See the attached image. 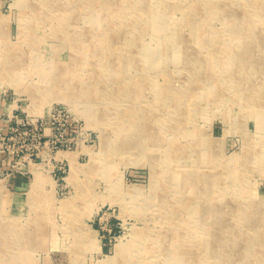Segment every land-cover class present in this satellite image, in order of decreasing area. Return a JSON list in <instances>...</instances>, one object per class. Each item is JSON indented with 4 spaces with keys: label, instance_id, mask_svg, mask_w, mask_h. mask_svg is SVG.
<instances>
[{
    "label": "rangeland",
    "instance_id": "obj_1",
    "mask_svg": "<svg viewBox=\"0 0 264 264\" xmlns=\"http://www.w3.org/2000/svg\"><path fill=\"white\" fill-rule=\"evenodd\" d=\"M39 1L0 0V264H263L264 0Z\"/></svg>",
    "mask_w": 264,
    "mask_h": 264
},
{
    "label": "bare ground",
    "instance_id": "obj_2",
    "mask_svg": "<svg viewBox=\"0 0 264 264\" xmlns=\"http://www.w3.org/2000/svg\"><path fill=\"white\" fill-rule=\"evenodd\" d=\"M76 1V0H75ZM256 1V0H255ZM41 4L43 3V4H49V0H40L39 1ZM51 3V2H50ZM62 2H60V4H61ZM26 4V3H25ZM61 6V5H60ZM263 9V8H262ZM93 11V10H92ZM109 11V10H108ZM89 15V14H88ZM259 15L260 16H264V10H262V11H260L259 12ZM82 16V15H81ZM68 17H69V14H66L65 16H64V20H66L65 21V24H64V26L67 24V19H68ZM88 17V16H87ZM71 25H72V23H71ZM158 25V24H157ZM37 27V26H36ZM67 28V27H66ZM58 30V32H59V29H57ZM66 30V29H65ZM68 30V29H67ZM158 30V29H157ZM53 31V30H52ZM62 31V30H61ZM64 31V30H63ZM54 32V31H53ZM54 36H55V34H54ZM33 38V37H32ZM54 38V37H53ZM30 39V38H29ZM71 39V38H70ZM69 39V40H70ZM31 40V39H30ZM68 42V41H67ZM254 42V41H253ZM120 45V44H119ZM87 47H89V46H87ZM18 49V48H17ZM155 49V48H154ZM86 50V49H85ZM82 51V50H81ZM108 51V50H107ZM22 52V51H21ZM37 52V51H36ZM23 53V52H22ZM90 53V52H89ZM105 53H107V52H105ZM26 55V54H25ZM7 56H9L8 55V53L7 54H2V55H0V59L1 58H6ZM34 57V56H33ZM115 57V56H114ZM106 58V57H105ZM113 58V57H112ZM5 61H2V59L0 60V64H2V66L0 65V68H3L4 67V63H6L7 61H8V64H9V58H7V59H4ZM11 62V61H10ZM38 62H39V60H38ZM67 63V62H66ZM40 65V64H39ZM42 65V64H41ZM103 65V64H102ZM106 65H108L107 63H106ZM6 66V65H5ZM43 66V65H42ZM54 66V65H53ZM74 66V65H73ZM21 67V66H20ZM61 67V66H60ZM110 67V66H109ZM37 68V67H36ZM45 68V67H44ZM6 69V68H5ZM13 70H14V68H12ZM32 69V68H31ZM60 69V68H59ZM120 69H122V68H120ZM33 70V69H32ZM43 71V70H42ZM46 71V70H45ZM48 71V70H47ZM62 72V71H61ZM4 73V72H3ZM2 73V74H3ZM34 73V72H33ZM63 73V72H62ZM9 74V73H8ZM47 74V73H46ZM97 74V73H96ZM95 74V75H96ZM1 75V74H0ZM7 75V74H6ZM113 76V75H112ZM10 77V76H9ZM8 77V78H9ZM36 77H38V76H36ZM43 78V77H42ZM47 78L50 80V78H49V76H47ZM46 78V79H47ZM51 81V80H50ZM52 82V81H51ZM90 82V81H89ZM67 86H69L68 84H67ZM16 87V86H15ZM61 88V87H60ZM133 88V87H132ZM51 89V88H50ZM131 89V88H130ZM51 91V90H50ZM162 91V90H161ZM134 93V92H133ZM135 94V93H134ZM126 115V114H125ZM127 116V115H126ZM130 116H131V114H130ZM255 117V116H254ZM126 121H127V119H126ZM127 128V127H126ZM123 130V129H122ZM134 132V131H133ZM124 135V134H123ZM132 135V134H131ZM104 137V136H103ZM132 138V137H131ZM124 139V138H123ZM207 139V138H206ZM205 139V140H206ZM246 139V138H245ZM111 149V148H110ZM115 149V148H114ZM202 151V150H201ZM243 151V150H242ZM204 152V151H203ZM62 153H60V155H61ZM201 154V153H200ZM202 155V154H201ZM209 155V154H208ZM203 157V156H202ZM208 157V156H207ZM211 158V157H210ZM208 159V158H207ZM175 160V159H174ZM180 161V160H179ZM203 161V160H202ZM69 164L71 165V169L74 167V166H76L75 165V162H74V160L72 159V157L71 158H69ZM178 165H180V164H178ZM181 165H184V164H181ZM186 166V165H185ZM182 168V167H181ZM180 168V169H181ZM177 169V168H176ZM75 170V169H74ZM191 170V169H190ZM177 171H179V170H177ZM193 173V172H192ZM182 175V174H181ZM235 177V176H234ZM188 178V177H187ZM180 179H181V177H180ZM183 179H185V178H182V180ZM189 180H190V178H189ZM189 180H187V181H189ZM192 180V179H191ZM220 180V179H219ZM44 181H43V177L40 175V174H35L34 175V179H33V181H32V184H31V186H34V188L36 187H38V188H40V186L42 185V183H43ZM45 183V182H44ZM183 183V182H182ZM52 185V184H51ZM210 185V184H209ZM185 187H186V185H185ZM37 188V189H38ZM211 188H212V185H211ZM186 189V188H185ZM247 189V188H246ZM192 190V189H191ZM34 191V190H33ZM186 191V190H185ZM213 191V190H212ZM243 192V191H242ZM48 194V193H47ZM190 194V193H189ZM217 195V194H216ZM18 196H19V194H18ZM17 196H13V198H12V200L13 199H17L16 198ZM189 198V197H188ZM187 198V199H188ZM190 199V198H189ZM206 200V199H205ZM214 200V199H213ZM15 201V200H14ZM184 201H189V200H184ZM191 201V200H190ZM212 203V202H211ZM190 205V204H189ZM224 207V206H223ZM250 207V206H249ZM64 208H65V206H64ZM190 210V209H189ZM249 210H251V209H249ZM247 213V212H246ZM240 215V214H239ZM260 215V214H259ZM258 215V216H259ZM250 217H251V215H250ZM263 217V216H262ZM241 218V217H240ZM264 218V217H263ZM249 219V218H248ZM242 220H243V218H242ZM262 221V220H261ZM207 222V221H206ZM263 222V221H262ZM209 223V222H208ZM258 223V222H257ZM261 224V223H260ZM256 225V224H255ZM254 225V226H255ZM258 225V224H257ZM209 226V225H208ZM24 227V226H23ZM209 227H211V226H209ZM182 228V227H181ZM261 228V227H260ZM264 228V227H263ZM20 229V228H19ZM26 229V228H25ZM210 229H212V228H210ZM1 230V229H0ZM89 231V230H88ZM176 231V230H175ZM249 231V230H248ZM247 232V231H246ZM260 232V231H259ZM133 233V232H132ZM136 233V232H135ZM212 233V232H211ZM256 233V232H255ZM174 234V233H173ZM172 234V235H173ZM219 234H221V232L219 231ZM226 234V233H225ZM2 235V234H1ZM140 235V234H139ZM171 235V236H172ZM175 235V234H174ZM210 235V234H209ZM242 235V234H241ZM257 235H259V233L257 234ZM168 236V235H167ZM211 236V235H210ZM226 236V235H225ZM144 237V236H143ZM146 237V236H145ZM247 237V236H246ZM254 237V236H253ZM91 238V237H90ZM136 238V237H135ZM163 239V238H162ZM138 240V239H137ZM139 240H140V238H139ZM145 240V239H144ZM148 240V239H147ZM157 240V239H156ZM172 240V239H171ZM216 240H218V239H216ZM243 240V239H242ZM218 241H221V240H218ZM232 241V240H231ZM248 241V240H247ZM254 241V240H253ZM260 241V240H259ZM91 242V241H90ZM212 242V241H211ZM242 242V241H241ZM244 243H245V241H243ZM126 243V242H125ZM144 244V243H143ZM161 244V243H160ZM204 244V243H203ZM238 244V243H237ZM248 244V243H247ZM262 244V243H261ZM2 245V244H1ZM123 245V244H122ZM163 245V244H162ZM164 245H166V243L164 244ZM170 245H172V244H170ZM169 245V246H170ZM231 245V244H230ZM99 247V244L97 243V245H96V247ZM217 246V245H216ZM232 246V245H231ZM257 246V245H256ZM207 247V246H206ZM237 247V246H236ZM252 247V246H251ZM264 247V246H263ZM122 248V247H121ZM234 248V247H233ZM242 248H243V246H242ZM208 249V248H207ZM212 249V248H211ZM229 249V248H228ZM231 249V248H230ZM251 250V249H250ZM219 251V250H218ZM253 252V251H252ZM257 252V251H256ZM146 253V252H145ZM243 254V253H242ZM252 255V254H251ZM239 257V256H238ZM247 257V256H246ZM253 257V256H252ZM240 258V257H239ZM245 258V257H244ZM246 259V258H245ZM255 259V258H254ZM139 261V264H140V259L138 260ZM250 264V263H249ZM263 264H264V262H263Z\"/></svg>",
    "mask_w": 264,
    "mask_h": 264
}]
</instances>
